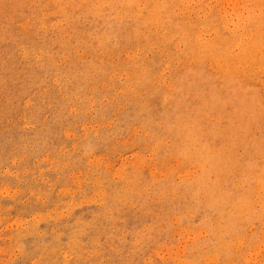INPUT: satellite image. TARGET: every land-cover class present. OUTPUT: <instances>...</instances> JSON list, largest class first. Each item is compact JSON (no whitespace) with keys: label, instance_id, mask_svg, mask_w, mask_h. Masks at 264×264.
<instances>
[{"label":"rangeland","instance_id":"1","mask_svg":"<svg viewBox=\"0 0 264 264\" xmlns=\"http://www.w3.org/2000/svg\"><path fill=\"white\" fill-rule=\"evenodd\" d=\"M263 61L264 0H0V264H264Z\"/></svg>","mask_w":264,"mask_h":264},{"label":"bare ground","instance_id":"2","mask_svg":"<svg viewBox=\"0 0 264 264\" xmlns=\"http://www.w3.org/2000/svg\"><path fill=\"white\" fill-rule=\"evenodd\" d=\"M249 57V56H248ZM257 61H260V60H258L257 59ZM253 62V61H252ZM264 62V61H263ZM248 63V62H247ZM250 64H251V61L249 62ZM228 64H230V63H228ZM232 64V63H231ZM264 205V204H263ZM217 222V221H216ZM227 224V223H226ZM228 226V225H227ZM219 230V229H218ZM218 233V232H217ZM260 233V232H259ZM245 236V235H244ZM251 240V239H250ZM219 246H221V245H219ZM213 255H216V254H213ZM246 256V255H245ZM211 258H212V255H211ZM215 259H217V258H215ZM235 259V258H234ZM249 263V262H248Z\"/></svg>","mask_w":264,"mask_h":264}]
</instances>
